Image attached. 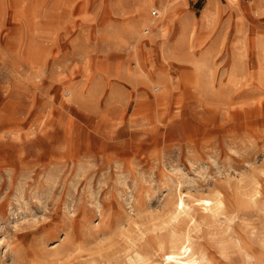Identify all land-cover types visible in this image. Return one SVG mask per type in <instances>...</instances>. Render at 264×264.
<instances>
[{
    "label": "rangeland",
    "instance_id": "obj_1",
    "mask_svg": "<svg viewBox=\"0 0 264 264\" xmlns=\"http://www.w3.org/2000/svg\"><path fill=\"white\" fill-rule=\"evenodd\" d=\"M168 1L0 0V264H264V0Z\"/></svg>",
    "mask_w": 264,
    "mask_h": 264
},
{
    "label": "bare ground",
    "instance_id": "obj_2",
    "mask_svg": "<svg viewBox=\"0 0 264 264\" xmlns=\"http://www.w3.org/2000/svg\"><path fill=\"white\" fill-rule=\"evenodd\" d=\"M161 5L162 6L159 8V11L166 12L167 9L169 8L170 2L168 0H163ZM148 6H151V0H140V2L137 5L136 10L137 11H145ZM158 26H159V20L158 19H151V18H148L145 16V17L140 19V22L138 25L133 24V26H131V30H132L133 34L136 35L140 32L139 31L140 27H144V28L147 27L150 29H155V28H158ZM196 203H197V205L193 206L194 208H196V209L203 208V210L207 211V212H212V210L214 208H222L224 206V201L220 197H217L216 199H198L197 201H195V204ZM190 209L191 208L188 207V204L186 203L184 197L182 195H180L178 200L175 203V212L173 214V217L171 215L172 220H171V217H170V220L173 223H177L180 220V217L182 215L186 216V217H190L191 219H193L192 215L190 214ZM175 234H173V235L175 236ZM172 238L175 239L176 237H172ZM174 242H177V239ZM248 250H250V249H248ZM245 251H246L245 252L246 257H244V259L245 258L251 259V256L248 253V251L247 250H245ZM164 257H167V264H173V263L174 264H202V262L204 260V258L200 259L197 257V254L192 247V244H191L189 237H187L185 242H183L180 246H178V247L174 246L172 251L168 254H165ZM140 259H141V256L138 253H136L135 259H131V264L136 263V260H140ZM250 261L248 260V262H250Z\"/></svg>",
    "mask_w": 264,
    "mask_h": 264
},
{
    "label": "crops",
    "instance_id": "obj_3",
    "mask_svg": "<svg viewBox=\"0 0 264 264\" xmlns=\"http://www.w3.org/2000/svg\"><path fill=\"white\" fill-rule=\"evenodd\" d=\"M136 4H137V3H136ZM137 5H138V4H137ZM134 8L136 9L137 7H134ZM135 9H134V10H135ZM129 10H131V9H129ZM167 10H168V9H167ZM139 22H140V20H137V21H135V22H132V23L128 24V26H127L128 30L130 29V28H129L130 26H133V24H134V25H136V24L138 25ZM129 32H130V31H129Z\"/></svg>",
    "mask_w": 264,
    "mask_h": 264
},
{
    "label": "built area",
    "instance_id": "obj_4",
    "mask_svg": "<svg viewBox=\"0 0 264 264\" xmlns=\"http://www.w3.org/2000/svg\"><path fill=\"white\" fill-rule=\"evenodd\" d=\"M152 15L157 17L158 16V11L157 10L153 11Z\"/></svg>",
    "mask_w": 264,
    "mask_h": 264
}]
</instances>
